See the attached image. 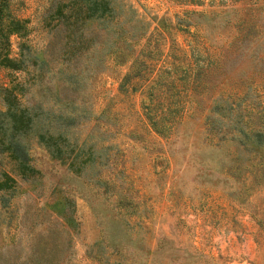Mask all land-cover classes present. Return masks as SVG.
I'll use <instances>...</instances> for the list:
<instances>
[{
  "label": "rangeland",
  "instance_id": "obj_1",
  "mask_svg": "<svg viewBox=\"0 0 264 264\" xmlns=\"http://www.w3.org/2000/svg\"><path fill=\"white\" fill-rule=\"evenodd\" d=\"M59 1L68 2L17 0L28 31L11 34L9 48L27 62L23 98L73 149L52 157L31 133L26 179L0 155L16 180L0 199V264H27L46 238L62 264H97L87 256L97 252L111 264H264V188L246 190L223 172L231 156L248 154L228 127L210 141L194 113L162 137L137 91L117 92L141 47L146 61L172 47L217 62L208 91L264 74V0H109L110 14L78 26L63 22ZM21 39L29 47L19 49ZM78 148L90 154L76 168L68 162Z\"/></svg>",
  "mask_w": 264,
  "mask_h": 264
},
{
  "label": "trees",
  "instance_id": "obj_2",
  "mask_svg": "<svg viewBox=\"0 0 264 264\" xmlns=\"http://www.w3.org/2000/svg\"><path fill=\"white\" fill-rule=\"evenodd\" d=\"M17 6V0H0V69L6 78L0 81V155L10 161L12 170L19 177L26 179L35 171L29 163L25 141L31 133L45 145L52 157L60 159L73 148L67 149L65 137L60 132L53 134L43 127L41 122L47 116L37 104L28 103L23 98L25 80L19 73L27 68V62L21 57V50L17 55H12L9 48L11 34L23 37L28 31V19L17 12ZM111 9L109 0L59 1L55 8L63 22L72 26L83 24L86 19L108 15ZM22 47H29L27 40L19 41V49ZM188 50V55L184 52L172 55L171 47L163 57L160 56V50L157 62L151 57L149 61L143 59V48H139L128 70L120 77L117 92L124 94L137 91L140 113L150 129L162 137L170 135L184 115L194 113L204 128L208 129L210 141H214L216 132L223 135L227 126L231 136L238 140L248 154L244 159L240 155L231 156V161L223 166V172L237 178L246 190L264 188V99L261 98L264 74L230 91H224L225 87L208 91L206 73L210 65L217 62L199 60L192 57L190 48ZM78 149L68 162L70 166L75 163L76 168L90 154L89 148L84 151L86 156L80 153L82 148ZM15 181L9 171L0 169V199L3 191L12 192ZM124 207L123 212L126 213L127 206ZM257 220L260 222L261 216ZM56 245L48 238L40 240L26 263L62 264L63 256L57 253ZM87 256L97 264L112 263L109 255L105 257L99 252Z\"/></svg>",
  "mask_w": 264,
  "mask_h": 264
}]
</instances>
